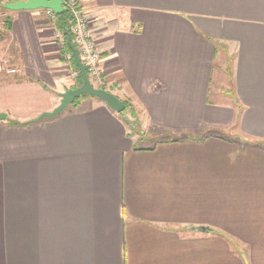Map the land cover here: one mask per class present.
I'll return each instance as SVG.
<instances>
[{"label": "crops", "instance_id": "obj_1", "mask_svg": "<svg viewBox=\"0 0 264 264\" xmlns=\"http://www.w3.org/2000/svg\"><path fill=\"white\" fill-rule=\"evenodd\" d=\"M21 1L0 0L17 51L0 264H264V0H80L109 92L166 134L151 146L97 98L34 122L75 87L43 10L7 9Z\"/></svg>", "mask_w": 264, "mask_h": 264}, {"label": "water", "instance_id": "obj_2", "mask_svg": "<svg viewBox=\"0 0 264 264\" xmlns=\"http://www.w3.org/2000/svg\"><path fill=\"white\" fill-rule=\"evenodd\" d=\"M7 9L12 11H36V10H51L57 16L61 15L66 11L63 6L62 0H26L21 1L16 4H11L7 6ZM67 45L71 50L81 78L83 80V85L79 88L68 90L67 92L61 94L60 105L50 113H45L41 115L36 121L40 122L44 119H54L65 112L70 106H72L77 99L83 96H88L92 98H97L104 103L114 112L121 114L126 110V105L118 97H116L111 92L104 89L95 88L87 74V69L82 63L78 50L73 43V37L69 31L66 32ZM7 116L0 114V122L6 120Z\"/></svg>", "mask_w": 264, "mask_h": 264}, {"label": "built area", "instance_id": "obj_3", "mask_svg": "<svg viewBox=\"0 0 264 264\" xmlns=\"http://www.w3.org/2000/svg\"><path fill=\"white\" fill-rule=\"evenodd\" d=\"M62 3L72 17V28L70 33L73 37V43L78 50L80 59L87 69L88 77L92 85H95L94 87H103L105 79L101 68L102 56L94 40V35L96 33V26H94V24L97 22V19L91 17L92 15L81 7L80 0H62ZM43 12L49 20L53 21V25L51 26L55 31V42H60L62 45H65L66 36L56 29L57 15L51 10H43ZM7 71L8 74H14L16 72L11 67H9Z\"/></svg>", "mask_w": 264, "mask_h": 264}, {"label": "rangeland", "instance_id": "obj_4", "mask_svg": "<svg viewBox=\"0 0 264 264\" xmlns=\"http://www.w3.org/2000/svg\"><path fill=\"white\" fill-rule=\"evenodd\" d=\"M5 12L7 11H5L4 9H0V71H1L0 73L1 74H7L8 72L7 69L9 67H11L12 69L15 68V66L12 63L13 60L11 57H13V59L16 58V52H17L16 49L12 45H10L11 41L9 34L7 33L9 31L10 17L4 16L3 13ZM91 17L94 16L92 15ZM51 22H52L51 25H53V21ZM94 26L97 27V22L94 24ZM56 29H57V23H56ZM57 45L60 46V53L62 57L61 61L63 62V66L66 67V68H62L63 70L60 71L61 75H63L62 76L64 78L63 80L65 81V83H67V85H73V88L74 87L79 88L80 86L79 74L73 65L71 54H69L68 52H64V50L62 49L64 48V45H62L60 42H58ZM64 69H66V71H64ZM95 88L104 89L107 91L110 90L107 87L106 80L103 87L96 86ZM127 115L129 116L130 114L127 113ZM129 119L133 121V124L136 127L137 125H139L137 127V134L133 135V137H135L138 142L140 141L137 145L151 146L161 140H164L163 138H159V139L154 138L159 135L155 131L147 130V129L144 130L140 118L137 117L132 119L129 116Z\"/></svg>", "mask_w": 264, "mask_h": 264}, {"label": "trees", "instance_id": "obj_5", "mask_svg": "<svg viewBox=\"0 0 264 264\" xmlns=\"http://www.w3.org/2000/svg\"><path fill=\"white\" fill-rule=\"evenodd\" d=\"M9 27H10V25H9ZM71 28H72V17H71V15H70L69 11L66 10V11H65L64 13H62L61 15L57 16V29H58L59 32H61L62 34H64V35L66 36V32H67V31L71 32ZM64 48H65V52H68V53L71 54V56H72V62H73V65H74L76 71H77L78 74H79V81H80V86H79V87H81V86L83 85V80H82V78H81V75H80L79 70H78V68H77V65H76V63H75L74 57H73V55H72V52H71V50L69 49V47H68V45H67V38H66V43H65V45H64ZM75 89H76V88H75ZM84 97H88V96H83L82 98H84ZM82 98L77 99V100L75 101V103H74L71 107H77L78 104L80 103V100H81ZM125 105H126V110H125L123 113H121L120 115L122 116V118H124V120L126 121V124H127V125L130 127V129L132 130L131 132H132V136H133V135L137 134V127H138L139 125H137V127H136V126L133 124V121L129 119L127 113L130 114L129 116H130L132 119H133V118H137L138 115L136 114L135 110H134V109H133V108H132L127 102H125ZM125 118H126V119H125ZM16 125H19V124L17 123ZM138 129H139V128H138ZM157 134H159V133H157ZM154 138H156V139L163 138V139H164V138H166V134H159L157 137H154ZM139 142H140V141H139ZM139 142H137V143H139ZM137 146H139V145H137Z\"/></svg>", "mask_w": 264, "mask_h": 264}]
</instances>
